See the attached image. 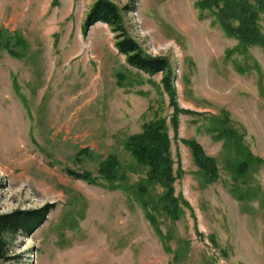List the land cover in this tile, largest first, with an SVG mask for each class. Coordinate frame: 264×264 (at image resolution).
I'll return each mask as SVG.
<instances>
[{
	"label": "rangeland",
	"instance_id": "obj_1",
	"mask_svg": "<svg viewBox=\"0 0 264 264\" xmlns=\"http://www.w3.org/2000/svg\"><path fill=\"white\" fill-rule=\"evenodd\" d=\"M96 1L0 0V213L55 206L16 237L9 264H264V48L243 50L197 0H136L126 28L169 60L173 106L165 74L131 67L107 25L85 30ZM159 118L175 195L192 208L178 221L124 147ZM191 140L217 161L215 183L206 184ZM109 156L125 182L67 174L98 177Z\"/></svg>",
	"mask_w": 264,
	"mask_h": 264
},
{
	"label": "trees",
	"instance_id": "obj_2",
	"mask_svg": "<svg viewBox=\"0 0 264 264\" xmlns=\"http://www.w3.org/2000/svg\"><path fill=\"white\" fill-rule=\"evenodd\" d=\"M135 3L136 0H131L124 8H120L111 0H97L87 15L85 30L97 23L107 25L115 34L116 49L126 57L131 67L152 76L165 74L162 84L166 93L170 95L173 106H176V89L173 86L175 76L169 60L163 56H151L146 53L142 46L129 35L126 28L123 14L134 12ZM196 8L202 14L208 12L213 19V24L229 38L235 39L243 50L256 46L264 48V33L261 25L264 18V0H197ZM178 111L176 108L172 120L175 130ZM225 130L223 128V131ZM186 143L206 184L215 183L219 178L217 161L207 155L199 142L191 140ZM124 147L139 165L147 168V182L157 184L164 189L162 197L164 211L173 221L183 217L185 208L192 210L189 202L175 195L178 175L175 174L172 140L165 118L145 123L140 133L127 139ZM119 166L117 157L109 156L101 163L98 177H94L89 172L79 173L70 169L67 170V174L88 184H96L99 177L112 184L122 183L126 178L120 175ZM141 190H144V186ZM54 209V204H48L39 209L0 213V264H9L14 259L12 245L16 237L33 234L47 221Z\"/></svg>",
	"mask_w": 264,
	"mask_h": 264
}]
</instances>
